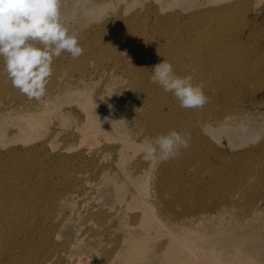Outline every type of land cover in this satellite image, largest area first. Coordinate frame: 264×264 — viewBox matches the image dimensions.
<instances>
[{
  "label": "rangeland",
  "instance_id": "374dc122",
  "mask_svg": "<svg viewBox=\"0 0 264 264\" xmlns=\"http://www.w3.org/2000/svg\"><path fill=\"white\" fill-rule=\"evenodd\" d=\"M238 3L245 4V11H220ZM259 4L264 0H87L86 9L78 10L75 0H64L66 23L78 33L84 53L73 59L64 52L54 59L47 91L64 84H70L72 91L60 101L54 96L48 106L21 109L32 100L12 87L0 58V108L5 107L0 109V195H43L41 214L32 213L29 199L20 209L7 205L8 211L19 216L0 219L1 228L13 237L7 236L1 245L16 251L26 249L29 264H166L160 255L161 246L170 238L166 230H174L171 225L184 214L197 215L204 210L199 214L211 221L199 227L201 232H210L226 214L223 228L236 233L235 238L225 235L212 247L230 253L238 264H264V95L257 93L256 80L264 83V14L252 12ZM198 31L207 37L226 34L233 42L229 43L230 54H243L238 57V71L228 77L227 96L216 98L215 90L209 94L217 100L213 113L220 116L219 121L231 115V123H241L259 136L247 143L239 141L233 150L204 129L217 122L210 119L201 126L192 112L197 109L181 108L164 91L148 104L136 90L131 68L117 66L116 61H125L129 54L124 48L126 38L139 36L147 42H160L166 32L164 35L177 38L175 50H181ZM254 73L255 83L248 82ZM104 90L121 101L124 120L113 119L108 109L99 105L98 111L110 127L94 141L81 134L86 116L82 106L87 95L98 97ZM154 106L166 134L176 130L190 137L189 148L156 166L146 161L140 150L141 142L149 138L146 112ZM209 107L207 103L200 109L209 115ZM43 111L47 112L44 119ZM29 112L41 123L32 132L23 118ZM120 137L136 140L139 147H124ZM161 180L166 184L163 193L158 189ZM143 182H149L147 199L140 191ZM135 198L151 201L147 210L152 215L131 204ZM222 202L233 204L234 210L219 214L215 205ZM258 203L262 205L259 213L253 210ZM196 205V211H189ZM155 208L167 222L162 228L151 227L157 217ZM21 210L25 214L20 215ZM143 213L153 218L146 228L139 222ZM148 228H152L151 234L159 232L155 249L147 256L143 251L136 255L128 239H141ZM207 246L203 253L196 249L203 258L211 254L212 247Z\"/></svg>",
  "mask_w": 264,
  "mask_h": 264
},
{
  "label": "bare ground",
  "instance_id": "6f19581e",
  "mask_svg": "<svg viewBox=\"0 0 264 264\" xmlns=\"http://www.w3.org/2000/svg\"><path fill=\"white\" fill-rule=\"evenodd\" d=\"M123 1H125L126 3L129 2V0H123ZM136 1L137 0H133V2H136ZM180 1L181 0H174V2H178V3ZM159 9H165V8L161 7ZM220 11L221 12L224 11L229 14H232L233 12H236V11H245V4L238 3L237 5L223 7L222 9H220ZM171 19L172 17L168 19V21ZM240 20L244 21L245 18L240 19ZM238 26H241V24H239ZM165 33L162 34L163 38H162V41L160 42L156 41L155 39H151L147 42V41H144V38H141L139 36H131L129 38H126V42L124 43V48L129 52V54L125 58V61L124 60L116 61L117 66L119 68H122V69H125V67L131 68V70L129 69V71L132 74V77L134 80L133 83L136 87V90L137 91L139 90L142 93V97L148 101V104L151 105L154 102V99L156 98V96L160 95L159 91L161 92L163 91L161 87L150 83V75L152 72L151 69L156 64L163 62V60H166L173 65L174 71L178 75H181V76L190 75L193 77L194 83H202L204 85V92L206 96L208 97V105L210 106L209 115L206 114L203 111V109L202 110L197 109L192 112L194 113L197 120L201 123V126L204 125L210 119L217 122L215 126L207 124L206 128L204 127V129L210 132L211 136L214 139H216V141L219 144H222L224 147L231 148L230 150H233L235 147H237V145H240V143H238L239 141L243 140L242 141L243 143H247L251 140L257 139L259 137L258 134L255 133L254 131L249 130L246 126H243L241 123H239L238 125L231 123L232 121L230 117L231 115L225 117L223 121H219L218 119L220 118V116H215L213 113V110L215 109L216 99L214 101L212 100V98L209 95L210 92L215 90V93L217 94L216 98L221 96L223 99L227 96L228 77H234L231 73H235L238 71L236 69L240 67L239 66L240 61L238 57L243 55V54L235 55L234 53L232 55L230 54L231 47L229 43L231 40L227 39L226 34L217 33V34H212L209 37H207L204 35L202 36L199 35L200 31L193 32V36L189 34L191 38L190 43L187 46H185L184 49L175 50L177 46H179V44H177V38L169 36V34L164 35ZM215 41L217 42L216 45L214 44ZM231 44H233L232 41H231ZM244 52H246V50ZM236 63H238V65ZM255 73L252 74L250 77H248V79H250L248 82L255 83L254 78H253L255 76ZM256 80L258 81L257 93L260 95H264L263 94V91H264L263 80L260 78H256ZM222 81L224 83H221ZM71 91L72 90H70V84H64L61 87L58 85L52 90H48L46 92V95L42 99L38 101L35 99H32L31 102H29L26 105L21 106L20 108L30 109V108H37L43 105L48 106L49 102L51 101L50 99H52L54 96L58 99V101H60L61 96L63 94H66V93L70 94L69 92ZM116 97H119V95L117 94ZM99 105L106 107L108 109V113H110L113 119L117 118L118 120H121V121L124 120L122 116L123 106L121 104V101L118 98L115 99L114 95L110 93V90L109 92L104 90V92H102V94H100L98 97L87 95L85 97V102L82 106L84 107L83 110L85 111L86 116H85L84 122L81 125V129H82L81 134H83V137L85 136L87 137V139L91 138L94 141L97 140L99 134H102V133L105 134L106 132L108 133V129L110 127V124L107 118L105 119L103 115H101V113L98 111L100 110ZM4 108L5 107H1L0 109L3 110ZM41 113H42L41 116L44 119V114H46L47 112L43 111ZM156 113H157L156 106H154L153 109H149L146 112L147 114L146 128L149 129L146 131V135L149 138L155 137L160 134H166V131H167L163 129V125L157 119ZM240 114H245V112L240 111ZM31 115H34V114L32 112H29L28 114L25 113V115L23 116L24 120L27 123L28 130L30 132H32L31 130L38 129L39 125L41 124L39 122L38 117H33ZM110 115L109 116L107 115V116L110 118ZM199 130L201 129L199 128ZM120 141L123 143L124 147L126 148L139 147L136 144V140L134 141V140H131L130 138H124V139L121 138ZM213 150L215 151V154H217L216 152L217 149L216 150L213 149ZM254 176H256V173H254L252 176H249V177L253 178ZM0 183H1V178H0ZM139 186H140L141 195H143L144 199L145 198L147 199L148 193L151 192V191L149 192V182H143ZM260 188L261 187L259 186L258 189ZM158 189L160 193L165 192L166 190L165 182L161 180L158 186ZM149 196L151 197V195ZM42 198H43V195H30V196L0 195V219L1 218L9 219L12 217H15L13 219H17L19 215L14 216L11 211H8L7 205L12 204V206H14V209H20L27 199L32 201V206H33L31 209L32 213L41 214L42 212L40 213V210L42 206L41 205ZM7 199L8 201L5 202ZM149 202L151 201L144 202V200H141L140 198H135L131 202V204L134 203L140 206L141 210L142 211L144 210V212L147 213L148 211L147 205ZM261 206L262 205L258 203L253 208V210H255L256 212L258 211L261 212L262 210ZM197 207L199 206L196 205V207H194L193 209H190L189 211H196ZM215 207L220 211V213L219 211L218 213L221 215H223L227 211H228L227 213H230L234 210L233 204L229 203L228 205L226 202H222L221 204L218 203L217 205H215ZM203 208L207 209L205 206ZM154 210L156 211L157 217L155 220V224H153L152 226L150 225L152 224V222L151 223L148 222L149 218H152V217H149L147 216V214L143 213L142 219L139 222H141V224H144L145 228L148 227V225L146 226V224L148 223H149V226H151L152 228L154 226L162 228L167 224V222H165V218H163L157 213V209L155 208ZM25 212L23 213V211L21 210L19 214L23 215L25 214ZM199 213H205V212L203 210V212H199ZM199 213L197 215H194V213L187 214V215L184 214V216L180 219L179 222H176L173 225H171V227H174V230H169L170 228L166 230V234L170 235L169 236L170 238L166 243H164L161 246L162 251L160 249L161 251L160 255L162 259L164 260V262L166 264H221V262L226 263V264L236 262V264H238L237 263L238 261H236L235 259H232L233 255H231L230 253L225 254L223 253V251H220V250L218 251L215 247L216 246L215 242H219L222 238L225 237V235H227L226 237L227 239L233 238V237L235 238L236 236V233H230V232L227 233L222 226L223 223H225L224 220L226 219L225 217L226 214L223 216V218L219 219L220 222L216 223L214 228L210 232L208 231L206 233H203L200 231L199 227L203 226V224L205 226V223L211 221V218L207 216L204 217L203 214L200 215ZM149 214H151V212H149ZM34 217L35 215H33V218ZM154 217H155V214H154ZM1 224L2 223H0V241L3 242L8 237L10 239L13 238L11 235L6 234V231H4L1 228ZM152 228H150V230ZM159 228H157V230H159ZM150 230L149 228L145 229L144 234H142L141 239H137V240L128 239L129 240L128 242H130L128 244L131 245L129 247L133 250L135 249L136 252L135 251L134 252L136 255L141 254L140 252L143 251L145 253V256H147L149 251L155 249L154 239L157 238L156 234L158 231L156 232V234H151L152 232H150ZM135 243H138V244L136 245ZM207 245H211V247L213 245L215 246L211 248V254H208L207 256L203 258L204 255L201 256L202 254H198L197 250H200V252L203 253L202 251L207 249L208 247ZM144 246L145 247L147 246V249L145 248L146 249L145 251L144 249H142ZM236 247L239 248L238 244ZM239 252H241V250L237 249V253ZM27 254H28L27 250L24 249L23 247H21V250L16 251L11 246H6V245L2 246L0 243V264H29L27 260ZM38 255H39V258L41 259L42 254H38ZM225 255H227V258L223 259Z\"/></svg>",
  "mask_w": 264,
  "mask_h": 264
},
{
  "label": "clouds",
  "instance_id": "9594fccd",
  "mask_svg": "<svg viewBox=\"0 0 264 264\" xmlns=\"http://www.w3.org/2000/svg\"><path fill=\"white\" fill-rule=\"evenodd\" d=\"M64 0H0V58L13 88L29 100L42 99L54 72V59L67 52L73 59L83 55L79 35L66 23ZM75 7L86 9L87 0H75ZM256 16L264 14V4L254 5ZM150 83L170 93L184 109H200L208 103L202 83L192 76L178 75L163 60L156 64ZM66 74V73H65ZM190 146V137L176 130L144 139L140 150L154 166L177 158Z\"/></svg>",
  "mask_w": 264,
  "mask_h": 264
}]
</instances>
